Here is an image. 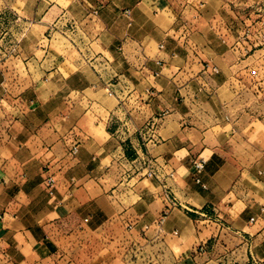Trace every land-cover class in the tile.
<instances>
[{
  "label": "crops",
  "instance_id": "obj_1",
  "mask_svg": "<svg viewBox=\"0 0 264 264\" xmlns=\"http://www.w3.org/2000/svg\"><path fill=\"white\" fill-rule=\"evenodd\" d=\"M213 1L0 0V264H264Z\"/></svg>",
  "mask_w": 264,
  "mask_h": 264
},
{
  "label": "rangeland",
  "instance_id": "obj_2",
  "mask_svg": "<svg viewBox=\"0 0 264 264\" xmlns=\"http://www.w3.org/2000/svg\"><path fill=\"white\" fill-rule=\"evenodd\" d=\"M207 13L204 20L217 15L213 19L220 25L214 37L226 41L215 45L213 51L228 55L222 71L219 66H211L212 79L228 81L219 100L234 102L230 112L251 118L245 128L250 126L251 133H257L255 143L261 146L264 143L259 142L258 129H264V0H216ZM250 161L257 163L259 157L253 154Z\"/></svg>",
  "mask_w": 264,
  "mask_h": 264
},
{
  "label": "built area",
  "instance_id": "obj_3",
  "mask_svg": "<svg viewBox=\"0 0 264 264\" xmlns=\"http://www.w3.org/2000/svg\"><path fill=\"white\" fill-rule=\"evenodd\" d=\"M163 47V46H161ZM214 71L215 72H218V69L217 68H214ZM77 148H74L73 152L74 153H77ZM205 167H206V161L203 160V159H196L193 161V168L196 172V174H200L202 173L204 170H205ZM145 176L147 178H153V177H156V172H155V169L153 167V165L151 164L150 161H147V164L145 166ZM197 182H201L200 178L198 177L197 178ZM56 185H57V182L55 180L54 177L52 176H49L47 179H46V186H47V190L49 192V194L51 196H54L55 194V191H56ZM168 203L169 205L167 206V210H169L172 206L175 205V201L172 200L170 197H168ZM166 214H167V211H166Z\"/></svg>",
  "mask_w": 264,
  "mask_h": 264
}]
</instances>
